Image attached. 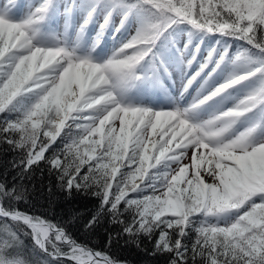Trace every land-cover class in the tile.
Here are the masks:
<instances>
[{
    "label": "snow or ice",
    "instance_id": "obj_1",
    "mask_svg": "<svg viewBox=\"0 0 264 264\" xmlns=\"http://www.w3.org/2000/svg\"><path fill=\"white\" fill-rule=\"evenodd\" d=\"M0 144V264H124L20 208L41 166L108 247L264 264V0H0Z\"/></svg>",
    "mask_w": 264,
    "mask_h": 264
},
{
    "label": "trees",
    "instance_id": "obj_2",
    "mask_svg": "<svg viewBox=\"0 0 264 264\" xmlns=\"http://www.w3.org/2000/svg\"><path fill=\"white\" fill-rule=\"evenodd\" d=\"M17 158V153L11 151L6 144H0V180L12 181L13 176L6 175L11 168V161ZM16 175V173H15ZM33 180V181H32ZM32 181V182H31ZM36 181L35 183H33ZM31 193L30 200L37 208L35 214L50 218L55 214V220L68 221L74 218L71 230H78L82 236H78L81 241L90 242L93 246L102 248L109 253L126 259L133 264H164V258L151 256L149 251L152 244L143 240L140 247L134 243L125 242L121 237L118 241L113 236L111 247H108L110 233L118 231L117 226L109 223L105 217L91 231H84L83 223L90 218L91 213L96 209L98 201L90 193H73L71 197L66 196L57 186L54 177L49 176L44 166L36 168L29 182L25 181ZM51 188V192H49ZM147 250V251H146Z\"/></svg>",
    "mask_w": 264,
    "mask_h": 264
},
{
    "label": "bare ground",
    "instance_id": "obj_3",
    "mask_svg": "<svg viewBox=\"0 0 264 264\" xmlns=\"http://www.w3.org/2000/svg\"><path fill=\"white\" fill-rule=\"evenodd\" d=\"M0 170H1V168H0ZM6 175H11V176H14L15 175V171H13V170H9V172L6 174ZM33 181V180H32ZM31 181V182H32ZM27 182H29V181H27ZM36 181H34L33 183H35ZM20 208L22 209V210H25V211H28V212H32V213H36L38 210H37V208L33 205V204H31V200L29 199V202L27 203V204H21L20 205ZM55 217V214L54 215H52L50 218H54ZM72 231V233L79 239V237L78 236H82L81 234H80V232L78 231V230H76V231H73V230H71ZM78 235V236H77ZM80 240V239H79ZM110 255L113 257V258H115V259H117V260H119V261H121V262H124V264H133L132 262H128L126 259H123V258H121V257H118V256H116L113 252L112 253H110Z\"/></svg>",
    "mask_w": 264,
    "mask_h": 264
}]
</instances>
